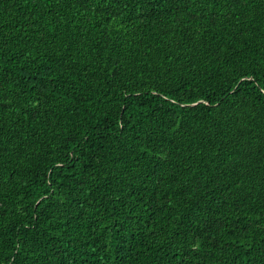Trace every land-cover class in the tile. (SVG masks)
Masks as SVG:
<instances>
[{
	"label": "trees",
	"instance_id": "16d2710c",
	"mask_svg": "<svg viewBox=\"0 0 264 264\" xmlns=\"http://www.w3.org/2000/svg\"><path fill=\"white\" fill-rule=\"evenodd\" d=\"M0 264H264V0H0Z\"/></svg>",
	"mask_w": 264,
	"mask_h": 264
}]
</instances>
